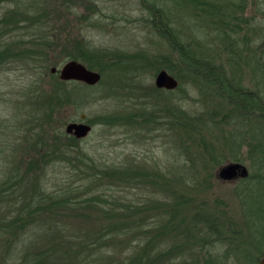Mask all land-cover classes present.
<instances>
[{
	"label": "rangeland",
	"instance_id": "obj_1",
	"mask_svg": "<svg viewBox=\"0 0 264 264\" xmlns=\"http://www.w3.org/2000/svg\"><path fill=\"white\" fill-rule=\"evenodd\" d=\"M215 1L228 13L226 24H212L213 20L209 21L205 15L199 21L185 17L178 22L180 17H177L173 26L178 38L183 43L201 46L202 54L214 63H223L230 76L231 70L236 71L235 77L241 79L243 87L261 95L264 81L261 82V70L256 63L261 60V52L264 53V48L261 51L264 0ZM143 6L141 0H0V172L6 171L7 176L27 173L20 186L23 195L30 198L34 197L35 189H43L42 184L47 186V192L67 185L87 183L88 186L93 174L75 168L70 161L76 155L75 150L53 154L46 162L44 159L41 162L42 153L30 148L41 139L55 140L53 130L57 127L66 133V124L80 121V115L84 113V122L92 125V131L77 149L88 151L100 162L129 164L136 172L154 170L177 174L178 179L184 176L174 184L178 192L184 191L194 199L198 197L199 201L205 199V208L216 214V223L221 230H207L202 240L200 231H194L187 238L178 232L181 236L170 237L167 232L162 233L166 222L162 223L159 215V229L151 233V236L158 235L159 247L155 242L151 252L164 253V250L169 256L162 257L158 264H182L183 261L187 264H259L264 255V216L258 222L251 212L261 205V214H264V187L261 184V191L260 188L250 191L240 186L242 179L259 172L258 153L250 148L257 141L261 143V123L257 122L259 120L256 124L253 120L248 121L246 126L228 123L226 134L219 132L220 122L225 123L230 107L223 111L225 105L219 104L221 98L213 92L215 87H210L203 78L196 79L171 44L152 32ZM172 9L178 16L183 12L178 6ZM51 38L57 41L60 38L63 42L68 39L72 42V52L75 41L81 42L95 61L93 63L102 67V72L89 67L101 74L94 85L66 81L72 91H68L71 98L69 103L57 109L50 108L46 100L48 95L51 96L55 80L60 79L50 68L60 67L69 58L57 47L48 52L43 44L39 45ZM10 43L13 45L11 50L19 53L11 57L12 60L2 53ZM118 56L123 57L122 61L110 64ZM160 70L168 71L178 81L177 87L171 90L173 110L181 122L193 124L191 142L185 139L183 144L180 141L182 135L186 136L181 129L171 132L172 125L166 117L168 109L163 110L167 106L162 98L164 94L142 92L144 87L155 86V77ZM144 103H149V107ZM226 128L232 133L239 129L246 131V142L237 152L241 158L239 162L249 171L247 177L226 180L218 175L220 167L235 162L226 158L232 140ZM200 142H204V154L218 155L224 160L213 166L212 174L205 173L206 168L196 162L191 168L199 172L192 175L195 183L191 186L188 174H184V158L202 151ZM163 174L157 176L162 178ZM116 175L119 178L103 176L101 182L95 184L107 187L111 192L129 185L122 180L125 174ZM147 183L149 185L140 183L131 189L132 192L147 193L151 188ZM136 184V181L132 182L133 187ZM237 189L243 193L240 195ZM157 193V197H162V192ZM21 200L22 196L19 203ZM155 200L149 199V202ZM3 207L8 208L7 204ZM15 207L10 206V210ZM181 208L183 212L172 219L173 227L179 229L193 218L194 206ZM157 213H161V208ZM182 218L186 220L184 224ZM258 225L257 230L254 226ZM216 236L219 240L214 238ZM180 242L181 247L177 250L174 246Z\"/></svg>",
	"mask_w": 264,
	"mask_h": 264
},
{
	"label": "trees",
	"instance_id": "obj_2",
	"mask_svg": "<svg viewBox=\"0 0 264 264\" xmlns=\"http://www.w3.org/2000/svg\"><path fill=\"white\" fill-rule=\"evenodd\" d=\"M141 3L147 11V25L152 32L161 35L171 44L172 48L179 54L185 67L196 79L203 78L209 83L210 87H215V90L212 91L221 98L219 104L225 105L222 107L223 111L230 107L228 113H226V116L229 117L225 123L220 122L219 132L226 134L225 127L228 126V123L241 126H246L247 122H251V120L255 124L257 122L261 123V143L257 141L250 148V151L258 153L257 169H259V172L242 179L240 186L241 189L252 191L260 188L261 191V184L264 187V156L262 155L264 154V87H261V95L259 92L243 87L241 79L235 77L234 73L236 71L231 70L233 73L230 76L223 63H214L213 59L202 54L201 46H194L191 42H181L173 26L177 22V17H180L178 22L185 19V17L186 19L199 21L203 15L209 21L212 19V24H226L228 13L223 8L220 9L215 0H141ZM173 6H178L183 12L181 11L179 16L174 14ZM217 6H219V9L216 8ZM60 40V38L59 41L51 38L50 41L44 43L39 41V45L43 44L48 52L50 50L54 51L57 47L60 52L66 53L69 59L79 60L88 67L96 68L102 72V67H99L97 63H93L95 61L90 57L88 49H85L81 42L75 41L72 52L70 50V48L72 49V42H68V39L64 42ZM10 46L4 47L7 50L2 52L9 59L19 54L17 53L18 50H16L17 52L11 50L13 45ZM263 48L264 42L261 43V51H263ZM263 55L264 53L261 52V60L256 63L258 70H261V82L264 81ZM122 59L123 57L118 56L117 59H112L110 64H119ZM233 68L235 70V67ZM67 86L68 82L60 79L55 80L51 89V96L48 95L46 99L50 108H61L69 103L71 97L68 91H72ZM143 90L142 92L145 94L146 92L164 94L162 98L167 106L163 110L168 109L166 117L172 125L171 132H178L181 129L186 136L184 138L182 135L180 141L183 144L185 139L186 142H191L193 124L181 122L177 113H174V98L171 96L173 91L160 89L156 86L144 87ZM150 103L156 105V103ZM144 106L149 107V103H144ZM178 114L181 116L180 110H178ZM242 122L244 123L239 124ZM53 131L55 133L54 137H56L55 140L41 139L34 142L30 147L31 150L42 153L41 157L43 158L39 159L41 162L43 159L46 162L53 154L75 150L76 155L70 158V161L76 169H82H78L79 171L93 174L91 176L92 182L89 181L88 186L87 183H83L82 186L75 185L76 187L67 185L51 192H47V186L42 184L43 189L37 188V191L35 189L32 195L34 197L30 198L23 195V187L20 186L25 182L27 173L7 176L6 171H1L0 264H158L157 262L162 257L169 254L165 253L164 250V253L151 252L155 242L157 244L156 237L158 235L151 236V233L159 229L158 221H161L157 218L159 215L162 216V223L166 222L164 230L161 232L164 234L167 232L170 237L184 235L187 238L194 231H200V240H202L207 230L216 232L221 230L222 227L216 223V214H212L205 208L207 204L205 199L201 198V201H199L198 197L194 199L190 194L189 196L186 195L184 191L178 192V188L174 184H178L184 176L178 179L177 174L164 171L143 170L136 172L129 164L100 162L88 151L76 148L83 139L69 136L58 127ZM236 132L233 130L232 133L227 130V134L231 133L232 140L231 150L226 151V154L230 156L226 155V158L240 161L241 158L237 151L246 142L244 137L246 131L239 129ZM190 142L187 144H190ZM200 144L203 146L202 151L197 152V155L184 158V174H188L191 186H193L192 183H195L192 175L199 172L191 168L196 162H198L197 165L201 164L202 167L206 168L205 173L212 174L213 166L221 164L224 160L223 157L218 155L213 157L204 154L206 151L203 145L204 142H200L199 146ZM43 154L44 156H42ZM28 166L30 169L33 168L31 163ZM161 172L167 178L163 175L162 178H159L157 175ZM120 173L125 174L122 180L127 184L129 183L127 187H122L123 189L117 188L115 192H111L107 187L101 188L95 184V182H101L103 176L119 178L116 174ZM148 173H154L155 175H145ZM85 178H90V176ZM134 181L137 184L133 187L132 182ZM147 182L151 184V188L147 193L132 192L131 189L134 190L140 183L149 185ZM241 189H237L240 195L243 193ZM158 191L162 192V197H157ZM21 196L23 200L19 203ZM137 196L142 199L135 200ZM149 199L157 200H155L156 202H149ZM159 199H161V203H158ZM163 200L166 202H162ZM3 203H6L8 208L3 207V205H6ZM12 205L16 207L10 210ZM188 205L194 206L193 218L184 227L181 225L182 228L180 229L173 227L172 219L183 212L182 206ZM159 208H161L160 214L157 213ZM6 211L9 213L7 214ZM251 214H253L255 221H261L264 216V214H261V205ZM185 221L182 218L183 224ZM258 227L259 225L254 226L257 230ZM177 232L181 235H178ZM214 238H217V236ZM217 240L219 239L217 238ZM203 243L205 244V240ZM203 246L201 245V248ZM156 247H159L158 244ZM180 247L181 242L174 246L177 250ZM182 264L187 263L183 261Z\"/></svg>",
	"mask_w": 264,
	"mask_h": 264
},
{
	"label": "water",
	"instance_id": "obj_3",
	"mask_svg": "<svg viewBox=\"0 0 264 264\" xmlns=\"http://www.w3.org/2000/svg\"><path fill=\"white\" fill-rule=\"evenodd\" d=\"M55 66L50 68L52 73L56 72ZM59 78L63 81H79L87 85H94L99 82L101 74L76 59H69L58 68ZM178 81L166 70H160L155 77V86L166 90H173L177 87ZM86 115H80V121H71L66 124L67 134L74 135L77 139L85 138L91 131V126L84 122ZM218 175L222 179L230 180L236 176L245 177L248 175V169L237 162L228 163L218 170ZM259 264H264V255Z\"/></svg>",
	"mask_w": 264,
	"mask_h": 264
},
{
	"label": "flooded vegetation",
	"instance_id": "obj_4",
	"mask_svg": "<svg viewBox=\"0 0 264 264\" xmlns=\"http://www.w3.org/2000/svg\"><path fill=\"white\" fill-rule=\"evenodd\" d=\"M78 61H79V60H78ZM82 63H83V62H82ZM85 65H86V64H85ZM86 66H87V65H86ZM55 67L57 68V70H56V72H54V73H58V68H59V67H58V66H55ZM87 67H88V66H87ZM60 80H61V79H60ZM62 81H63V80H62ZM78 82H79V81H78ZM160 89H163V88H160ZM84 121H85V120H84ZM85 123H87V122H85ZM87 124H89V125L91 126V131H92V125H91L90 123H87ZM91 131H90V132H91ZM67 135H69V136H74V135H72V134H67ZM88 135H89V134H88ZM88 135H87V136H88ZM74 137H75V136H74ZM235 162H237V163H241V162H239V161H235ZM248 175H249V171H248ZM248 175H247V176H248ZM247 176H245V177H247ZM263 254H264V253H263ZM262 256H263V255H262ZM260 259H261V257H260ZM259 261H260V260H259Z\"/></svg>",
	"mask_w": 264,
	"mask_h": 264
}]
</instances>
